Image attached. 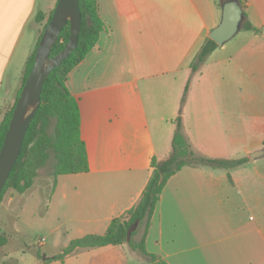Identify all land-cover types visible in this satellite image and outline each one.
Returning <instances> with one entry per match:
<instances>
[{
    "label": "crops",
    "instance_id": "1",
    "mask_svg": "<svg viewBox=\"0 0 264 264\" xmlns=\"http://www.w3.org/2000/svg\"><path fill=\"white\" fill-rule=\"evenodd\" d=\"M227 1L98 0L105 29L66 83L79 104L89 171L57 179L49 207L58 223L49 235L59 248L51 257L33 253L36 264L143 262L128 244L53 259L75 240L105 235L113 220L130 219L152 178L153 160L171 153L179 117L196 155L249 161L176 173L153 214L147 251L156 263L264 264V156L250 159L264 149V0H239L243 24L261 34L242 28L192 71ZM57 2L0 0V121L34 49L30 26ZM144 234L139 228L134 242Z\"/></svg>",
    "mask_w": 264,
    "mask_h": 264
},
{
    "label": "trees",
    "instance_id": "2",
    "mask_svg": "<svg viewBox=\"0 0 264 264\" xmlns=\"http://www.w3.org/2000/svg\"><path fill=\"white\" fill-rule=\"evenodd\" d=\"M79 6L82 15V27L78 47L60 67L50 74L44 84L40 108L27 132L20 157L0 195V207L7 191L11 190L19 195L28 193L34 187L39 176V171L47 167L50 162L53 165L52 176L54 178V187L60 176L81 174L89 171L88 154L85 143L81 138L79 104L69 91L66 83L72 70L95 48L105 26L99 16L98 0H79ZM55 9L49 15L42 12L38 13L34 22L42 24L47 19V23H49L53 18ZM46 28L47 24L43 27L40 34L36 50L26 62L22 84L17 93L15 103L5 111L3 119L0 121V151L16 103L32 70L36 51ZM242 28L255 34L262 33L261 30L249 23H244ZM69 37L70 25H67L54 45L51 57L58 55L65 48ZM218 47L217 43L208 38L192 64V71H199L209 55ZM188 91L189 83L185 89L183 102L187 98ZM173 123L176 129L172 140L171 153L162 161L153 160L154 172L152 178L141 202L136 209L130 212V219L128 221H122L121 219L113 220L105 235H90L71 242L53 260L63 261L66 256L72 254L77 249L128 244L133 251L155 262L153 264H165L156 263L158 258L147 251L145 238L152 224L156 206L161 200V195L168 181L187 166L207 165L214 168L233 169L249 161L248 158L211 159L198 156L183 135L182 118H177ZM134 224H137V229L133 232L131 241L127 242V232ZM139 228H144V238L140 243H135L133 237ZM11 239L12 235L0 230V251L10 244ZM37 256L41 258L40 253ZM11 261L15 263L14 260Z\"/></svg>",
    "mask_w": 264,
    "mask_h": 264
},
{
    "label": "water",
    "instance_id": "3",
    "mask_svg": "<svg viewBox=\"0 0 264 264\" xmlns=\"http://www.w3.org/2000/svg\"><path fill=\"white\" fill-rule=\"evenodd\" d=\"M243 9L239 0L227 1L223 5L221 23L210 34L219 46L231 41L242 29ZM42 36L36 51L34 65L16 103L12 119L0 151V195L20 157L24 140L41 105L43 87L50 74L62 65L77 49L82 27L79 0H58L52 20ZM70 25V37L65 48L51 57L59 36ZM264 156V149L250 155L255 161ZM137 224L127 232V242L132 239Z\"/></svg>",
    "mask_w": 264,
    "mask_h": 264
},
{
    "label": "rangeland",
    "instance_id": "4",
    "mask_svg": "<svg viewBox=\"0 0 264 264\" xmlns=\"http://www.w3.org/2000/svg\"><path fill=\"white\" fill-rule=\"evenodd\" d=\"M46 23L47 19L42 24L33 21L30 26L36 35L33 52L36 50L38 39ZM23 75L18 89L21 87ZM16 96L14 95L3 106L1 120L5 111L15 103ZM52 173L53 165L50 162L47 167L39 171L35 185L28 193L19 195L11 190L6 192L3 200L4 205L2 203L0 207V230L12 235V239L10 244L0 251V264H36L32 258L33 253H40L41 258L51 257L53 250L59 248L54 247L53 236L49 235V231L58 223V217L49 207L54 187ZM11 197L13 201L9 200ZM140 237L141 233L136 236V240H139ZM43 239H46L47 243L45 248L39 246ZM140 258L143 262L139 261L135 264H150L147 258L141 255ZM11 260H14L15 263Z\"/></svg>",
    "mask_w": 264,
    "mask_h": 264
},
{
    "label": "built area",
    "instance_id": "5",
    "mask_svg": "<svg viewBox=\"0 0 264 264\" xmlns=\"http://www.w3.org/2000/svg\"><path fill=\"white\" fill-rule=\"evenodd\" d=\"M44 240L41 241V243L43 242Z\"/></svg>",
    "mask_w": 264,
    "mask_h": 264
}]
</instances>
